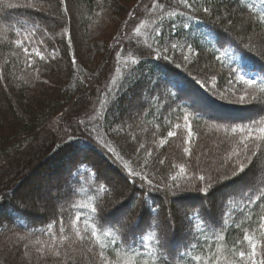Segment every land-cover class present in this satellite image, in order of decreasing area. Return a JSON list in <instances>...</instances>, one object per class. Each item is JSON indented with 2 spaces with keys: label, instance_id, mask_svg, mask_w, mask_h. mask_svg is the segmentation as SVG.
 Listing matches in <instances>:
<instances>
[{
  "label": "trees",
  "instance_id": "1",
  "mask_svg": "<svg viewBox=\"0 0 264 264\" xmlns=\"http://www.w3.org/2000/svg\"><path fill=\"white\" fill-rule=\"evenodd\" d=\"M122 2L0 5V264H213V257L231 264L233 248L248 250L245 232L264 239V172L259 177L257 170L264 140L248 147L264 128V62L231 37L244 27V37L264 43V0H157L146 20L154 37L127 43L118 93L105 94L100 120L88 132L75 126L67 137L36 144L52 120L73 114L79 100L101 87L96 73L113 56L100 45L102 28L120 16ZM198 70L213 87L198 79ZM242 73H254L255 83L246 84ZM214 89L255 93L261 107L253 111L249 104L239 119L224 109L225 117L213 115L212 101L234 105L217 100ZM134 105L136 114L124 113ZM240 119L248 122L238 125ZM210 130L237 138V149L247 144L232 164L237 171L229 166L223 173L229 179L247 164L231 185L218 188L221 177L173 160ZM55 155L65 161L63 172L39 179V165H51Z\"/></svg>",
  "mask_w": 264,
  "mask_h": 264
},
{
  "label": "rangeland",
  "instance_id": "2",
  "mask_svg": "<svg viewBox=\"0 0 264 264\" xmlns=\"http://www.w3.org/2000/svg\"><path fill=\"white\" fill-rule=\"evenodd\" d=\"M156 1L157 0H123L122 3L125 6V9L121 12L120 16L117 19L114 18L113 22H109L107 25L104 26V28H102V30L106 34V38L100 39L101 42L100 45H102L103 50L107 49L109 53L112 52L113 56L109 54L111 60L107 63H104L96 73L97 77L102 82L101 87L97 88L96 85L94 89L96 93L94 95L89 94V96H87L85 99L79 100L78 109L76 111H73V114L61 115L55 118L54 120H52L39 134L36 141L37 145H42L48 142L51 137H55L59 135L61 136L62 134H63L62 136L67 137L69 136L68 134H70L73 131V128H75V126H82V127L84 126L85 128L83 130L85 132H88L87 129L91 127L94 123H96V121L100 120V116L102 115L105 106V102L103 101L105 94L108 93L109 90L111 92L112 89H116L113 92V96L114 95L116 96V94L118 93L116 92L118 91L117 82L120 79V76L123 74L124 65L127 64V61L122 58L125 52L124 48L126 47L127 43H131L130 40H134L137 37V35L138 36L148 35L150 38L154 37L156 30L154 27L150 26L151 23H148V21L146 20L151 18V16L153 15L152 8ZM34 2L36 4V0H0V5L4 3L7 7H11V8L24 6V5L34 7L33 6ZM245 22L246 20L243 19L244 24ZM243 28L244 27H240L238 31V35L232 34L231 37L234 38L239 44H243V47L248 51L253 47V51H255L256 54L260 55V57L263 58V62H264V43H262L259 40L258 36L254 34L248 37H244ZM239 35L243 39H241ZM108 66L110 67L108 68ZM193 72L197 74L199 80L201 79L200 81H204V83H206L210 87L212 86L210 76H206L205 73L200 72L199 70ZM241 77L243 78V80H248V79L255 80L254 73L249 75L242 73ZM211 90H213V88ZM195 95L197 94H194V96ZM213 95L217 100L232 105L234 104V105H240L242 107H248L249 104H251L252 106L251 105L250 106L252 107L253 111H255L257 107L258 108L261 107V105L258 103V100L256 99L255 93L247 94L241 92L240 90H236L233 91L231 95H225V94H221L220 92L214 89ZM241 96L244 97L243 100L240 99ZM113 98L114 97H112V99ZM136 106L134 105L133 107L131 106L128 108L126 107L124 109V113H128L129 115L130 113L136 114V112L139 110L137 109ZM246 120L247 119L245 120L240 119V121L238 120L239 122H237V124L243 125L248 122V121L246 122ZM93 139H95L99 144H102L101 139L97 138L96 134L95 136H93ZM258 141L259 140L257 139L254 140L252 143L248 144V147L250 148L252 146L255 148L256 147L255 144ZM238 142L240 141L237 138L230 135H226L223 133V131L210 130L207 133L201 135V137L198 140H195L193 149L186 148L187 151H185V149L183 151L182 150L179 151L180 161L179 159H175V158L173 160H176L178 162L185 161L186 162L185 166L187 168L190 169L193 168L196 171V173H199V175L201 173L207 178L216 177V176L219 178L221 177L219 181H221L222 183L221 185H219L218 188L222 186H228L233 184V182L237 181V179L241 178L243 176V173L247 169L245 168L247 165L246 164L244 166L243 171L239 170L238 172L232 174L231 175L232 177H229V179H226L223 176V173L228 172L229 168H231L230 173L237 171L238 166L236 165L234 166V168L236 169L234 171L232 164L235 162H239V160H241L242 158L240 156H242V153L246 151V146H245L246 142L242 141L240 143L239 149H237L239 145ZM35 148L38 149L42 147L35 146ZM214 150L216 151V153L214 152ZM221 154L222 155L225 154V155L221 156ZM244 160L245 159H243V161ZM42 162L44 161H41L39 163ZM64 162L65 161L60 156L55 155L51 165H46L47 162H45L44 165H39V168L44 169V171H41V173L39 174L38 176L39 179L41 180H43L44 178L51 179L55 177L58 171L62 173L63 169L61 168H63L62 164ZM257 170H259L260 173L259 177H261L262 172H264V164L259 166V169ZM2 172L3 170L0 166L1 175L3 174ZM31 179H33V174H31V176L29 175L27 180H31ZM127 180L131 184L132 180H130L129 177H127ZM143 180L145 179H139V181H137V178H135L134 182L139 184V186L143 187V189H147V191L149 192L157 191L155 190V188L149 187ZM148 187L151 189L148 190ZM40 192L41 194L44 193V191H40ZM202 194L205 195L204 192ZM36 195L37 194H35L34 197H36V199L40 201L41 197ZM199 198L202 199L203 197H199Z\"/></svg>",
  "mask_w": 264,
  "mask_h": 264
},
{
  "label": "snow or ice",
  "instance_id": "3",
  "mask_svg": "<svg viewBox=\"0 0 264 264\" xmlns=\"http://www.w3.org/2000/svg\"><path fill=\"white\" fill-rule=\"evenodd\" d=\"M205 11H207V9H205ZM16 44L18 46H20L22 44V42L20 40H17L16 41ZM24 52L26 54H28V49L25 47L24 48ZM36 55L37 56H41L40 52L37 51L36 52ZM41 59H43V57L41 56ZM246 84H254L255 81L253 79H248L246 81H244ZM241 100L244 99L243 96L240 97ZM243 131V129H241ZM233 131H235V129H233ZM260 132V135L256 137L257 140H264V128H260L258 130ZM249 132L251 134L252 132V129H249ZM188 134H189V137L192 135L191 133V128L189 127L188 128ZM167 135L169 137H172L175 135V132L173 131H169L167 133ZM257 147H259V145H257ZM185 151H187V149H185ZM240 170L243 171L244 170V166L243 164L240 165ZM180 171L183 172L184 171V167L181 165L180 167ZM173 180L176 179L175 176L172 177ZM201 180L204 179L203 176L200 177ZM92 211L95 212L96 209L93 207L92 208ZM81 220V216L77 215L75 217V220L73 221V223H78L79 221ZM262 227H264V222H262ZM62 227V226H61ZM107 234V233H105ZM76 235L79 237L80 236V232L79 230H77L76 232ZM92 235L94 237H96L97 240H99V235L96 231V228L94 227L93 228V231H92ZM82 239V237H81ZM243 241L248 245V250L247 251H244V250H239V251H236L235 248H233V254H234V258L233 260L231 261V264H237V259L239 260L240 264H264V258H259L261 257V252L258 251V250H264V239H254L252 235L248 234L247 232L244 233V236H243ZM57 256H59V253L57 252L56 253ZM101 256H103V253H101ZM197 261H199L201 258L199 256H197L195 258ZM213 259V264H218V261L216 260L215 257L212 258Z\"/></svg>",
  "mask_w": 264,
  "mask_h": 264
},
{
  "label": "bare ground",
  "instance_id": "4",
  "mask_svg": "<svg viewBox=\"0 0 264 264\" xmlns=\"http://www.w3.org/2000/svg\"><path fill=\"white\" fill-rule=\"evenodd\" d=\"M213 111H214V114L213 115H216V116H223L225 117V115H223L221 112L220 109H224L226 110L228 113L231 112L232 116L230 117H234V118H243V115L248 111V108L247 107H241V106H236V105H233V106H226L224 104H216L215 102H213ZM227 117V116H226Z\"/></svg>",
  "mask_w": 264,
  "mask_h": 264
}]
</instances>
